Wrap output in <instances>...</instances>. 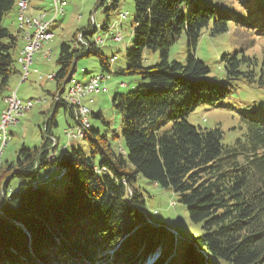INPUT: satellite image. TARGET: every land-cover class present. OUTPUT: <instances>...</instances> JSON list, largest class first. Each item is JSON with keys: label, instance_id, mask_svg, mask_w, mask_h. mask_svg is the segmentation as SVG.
Wrapping results in <instances>:
<instances>
[{"label": "trees", "instance_id": "obj_1", "mask_svg": "<svg viewBox=\"0 0 264 264\" xmlns=\"http://www.w3.org/2000/svg\"><path fill=\"white\" fill-rule=\"evenodd\" d=\"M17 1L0 0V89L16 71L20 30L12 33L3 20ZM120 1H96L95 11L106 5L103 29L109 30ZM231 25L245 36L220 56L215 74L196 51L204 29L214 36ZM95 31L85 29L79 47L61 43L53 78L61 99L54 100L43 141L22 147L16 163L5 161L0 169V264H143L156 251L155 264H264V108L232 96L242 84L264 88V60L249 52L264 38V0H134L128 64L116 72L139 74L144 82L113 100L122 114L124 145L113 146L91 125L83 136L90 153L57 147L50 161L56 111L63 106L74 117L62 94L79 57L95 55L101 72H112L110 58L88 38ZM182 36L185 60L171 59ZM147 50L158 51L159 60L150 63ZM214 103L241 124L231 143L219 125L189 120L201 104ZM92 114L103 119L101 111ZM57 165L67 168L62 190ZM138 174L177 193L204 233L179 251L167 226L147 221L145 199L133 187ZM14 177L24 181L9 192Z\"/></svg>", "mask_w": 264, "mask_h": 264}, {"label": "rangeland", "instance_id": "obj_2", "mask_svg": "<svg viewBox=\"0 0 264 264\" xmlns=\"http://www.w3.org/2000/svg\"><path fill=\"white\" fill-rule=\"evenodd\" d=\"M96 1L97 0H67L68 3L65 7L64 14L57 17L58 20L53 26V38L49 43L44 45L40 52L35 54V61L34 64L30 66L31 73L28 78L23 81V77L19 72L12 73L7 86L0 89V114L5 106L4 97L7 94L9 95V93L12 94L15 92L24 104L29 101H32V103L34 102V107L30 111L20 116L19 120L17 117L18 122L9 126L8 131L11 134V140L4 150V160L8 159L9 162L7 164L16 163L19 150L22 147L35 148L41 145L46 122L55 107L53 104V96L59 93L55 80H49L48 77L43 81L39 80V74L35 73L33 70L38 69L43 75L54 73L57 70L56 61L61 43L67 41L69 44L79 47L80 36L82 32L88 28H96L94 34L91 36L88 35V38L97 42L102 52L110 58L112 76L111 79L106 81V85L109 89L108 92L88 94L84 96L82 102L91 109L90 120L93 128L97 129L101 135L107 136L113 146L119 144L124 145V140L120 135L122 114L121 110L114 105L113 100L116 94L127 93L128 91L136 89L144 82L139 74H123L116 72L117 68L121 70L128 64L126 49L132 44L134 0H121L118 8L112 11L109 17V24L115 25L112 31L102 28L106 17L104 12V7H106V5L98 6L96 9L97 11H95ZM53 2L54 0H30L29 12L37 14L35 16H41L43 13L39 14V12L46 11L48 15H45V19L51 20L55 17V6H53ZM123 15L128 16L125 18ZM3 23L12 33H19L17 7H15L12 12L6 14ZM239 29L240 28L231 25L228 32L216 34L214 36H211L209 32H207L208 30L204 29L196 55L211 65L213 73H219L218 61L220 56L227 51L233 50L236 44L243 42L242 36H245V33ZM117 31L121 32L123 36L122 41L114 40L113 36ZM99 38H101L102 41L99 40ZM186 43L187 38L182 36L171 49V59L185 60ZM25 45L26 41L23 39L22 33H20L18 46L13 54L15 60L18 56V48ZM47 50L49 51L50 57L45 55V51ZM249 52L258 56L260 60H264V38L255 39L253 45L249 46ZM113 55H116V60L114 62L111 61ZM158 56V51L147 50L146 52L147 59L149 57L152 60L150 63L157 62L159 60ZM77 62V70L75 72V78L77 80L86 81L90 77L104 71L101 69L98 57L95 55H83L79 57ZM17 64L18 63H15V66H18ZM22 73L24 75L23 70ZM69 83L66 88H69ZM62 96L65 97L66 94L63 93ZM232 96L245 103H253L256 108H264V88L242 84V88L234 91ZM235 108L236 107H233V110H235ZM98 111H101L103 119L92 114ZM55 119L57 125L53 124L51 126V132L58 137L60 146L68 142L69 148L76 147L90 153L89 139H69L72 141L67 139L65 130L69 125H74L73 119L69 117V111L63 106H60L55 113ZM87 120H89V118ZM189 120L191 123L203 127H215L219 125L224 131V140L227 143L233 142L241 133V124L239 120L230 117L226 108H222L220 103L201 104L189 116ZM48 171L50 170H42L39 173V178L43 177ZM64 173H61L60 176ZM22 181H24V178L14 177L10 182L9 192H12ZM67 181L68 175L58 180L56 185L62 190ZM133 187L138 189L140 194L144 197L146 211L150 213L151 221L154 224H163L176 229L178 234L174 239V243L179 247V251L184 249L189 241L204 233L202 223L190 219L187 206L179 201V195L171 188L163 187L141 174L137 175L136 181L133 182ZM173 202H175V204L171 205ZM152 256H150V258ZM151 260L152 258L148 262H151ZM215 262L216 264H221L220 262ZM59 263V260L50 259L49 261H44V264Z\"/></svg>", "mask_w": 264, "mask_h": 264}, {"label": "built area", "instance_id": "obj_3", "mask_svg": "<svg viewBox=\"0 0 264 264\" xmlns=\"http://www.w3.org/2000/svg\"><path fill=\"white\" fill-rule=\"evenodd\" d=\"M65 5L66 2H60L59 0H56V6H58V14L56 15V18L48 23V25H54L58 15L64 13ZM28 9L29 8H26V0H21L20 13L23 10ZM32 21H39V16H33L31 18V22ZM51 37L52 36H48L44 33V26H40V31L36 32L32 39H29L28 48L24 52L26 60L25 79L30 74V66L34 62L35 54L40 52L44 45L51 41ZM114 39L116 41H119L118 34H115ZM46 55L50 57L49 51H46ZM34 72L39 74L40 79L44 78V76L39 72L38 69H35ZM51 74L52 73H49L45 77H50ZM108 79H110L109 73L108 75H103V77L89 78L88 80H90V88H83V84L75 83V75L70 78V80H73V87L64 89V93L66 94V96L63 98L66 99L73 108L74 125L72 127H69L65 131L67 139H78L81 132H86L87 115L90 114L91 111L87 105L83 104L82 99L88 94H100L108 92L107 85L105 84ZM59 99H61V96L58 94L55 96L56 102ZM30 102L32 101L24 104V102L17 95L15 99L8 100V103L5 104V107L3 108V116L0 123V151L2 150V143H6L11 138L9 131H6V124L16 123L17 116L28 109ZM51 142L53 147L57 146V140L55 137H51ZM56 150L57 147L53 148L50 152L49 157L53 156ZM62 167L57 165L54 168Z\"/></svg>", "mask_w": 264, "mask_h": 264}, {"label": "bare ground", "instance_id": "obj_4", "mask_svg": "<svg viewBox=\"0 0 264 264\" xmlns=\"http://www.w3.org/2000/svg\"><path fill=\"white\" fill-rule=\"evenodd\" d=\"M60 2H66V5H67V1L66 0H59ZM54 6H55V17L56 18V15L58 14V6H56V0H54ZM65 5V7H66ZM26 8H29L28 6V2L26 0ZM20 9H21V0L18 2V22L19 23V27L20 29L22 30V34H23V37L26 41V45L22 48L19 56H18V63L21 64L22 66V70L24 72V75H23V79H25V71H26V60H25V50L28 48V41L29 39H32V37L35 35L36 32H39L40 31V26H44V33L48 36H52L51 37V40L53 38V31H52V25H48L49 22H51L53 19L51 20H46V13H43L41 14V16H39V21H32L31 22V18L33 16H35L34 14H30L28 10H23L21 13H20ZM125 17V16H124ZM118 40H122V36L121 35H118ZM55 74L52 73L50 75V77H48L49 80H53ZM96 77H103L102 75H97L95 77H92V78H96ZM75 83H78V84H83V88H90V80L87 82V83H82L80 81H78L76 78H75ZM70 86L69 88H72L73 87V80H70ZM72 85V87H71ZM17 97L16 93L13 92L12 94H9L7 95L5 98H4V102L5 104L8 103V100H13ZM34 106V104L32 102H30V105L28 106V109L25 111V112H28L32 107ZM25 112L19 114L17 117L25 114ZM2 116H3V110L1 112V115H0V123H1V119H2ZM89 117H87L88 119ZM16 123H12V124H6V131H8V128L9 126L11 125H14ZM91 128V122L90 120H87V126H86V132H81V134L79 135V138L82 137L84 135H86V133L90 130ZM11 139H9L6 143H2V150L0 151V163H1V166L3 164V159H2V155H3V150L4 148L7 146V144L9 143ZM56 151H55V158H56ZM53 157V156H51ZM54 158V159H55ZM54 159H51L49 157V160L50 161H53ZM0 166V168H1ZM56 171L58 172H61V173H64L66 171V169H62V168H57ZM59 177H60V174L58 173Z\"/></svg>", "mask_w": 264, "mask_h": 264}, {"label": "crops", "instance_id": "obj_5", "mask_svg": "<svg viewBox=\"0 0 264 264\" xmlns=\"http://www.w3.org/2000/svg\"><path fill=\"white\" fill-rule=\"evenodd\" d=\"M23 46H21V47H19L18 48V54H19V52H20V49L22 48ZM18 66H16V71L15 72H19L20 74L22 73V71H21V67H20V65L19 64H17ZM3 160H4V153H3ZM4 161H8V159H6V160H4Z\"/></svg>", "mask_w": 264, "mask_h": 264}, {"label": "water", "instance_id": "obj_6", "mask_svg": "<svg viewBox=\"0 0 264 264\" xmlns=\"http://www.w3.org/2000/svg\"><path fill=\"white\" fill-rule=\"evenodd\" d=\"M2 213H3V212H2V209H1V206H0V214H2ZM167 228H168L169 230H171V232L174 233V236H175V237H177L178 232L176 231V229L171 228V227H168V226H167Z\"/></svg>", "mask_w": 264, "mask_h": 264}]
</instances>
